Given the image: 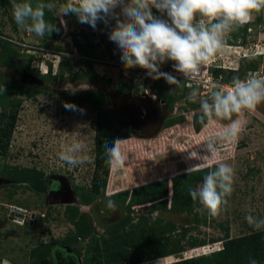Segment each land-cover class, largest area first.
<instances>
[{
  "label": "rangeland",
  "instance_id": "rangeland-1",
  "mask_svg": "<svg viewBox=\"0 0 264 264\" xmlns=\"http://www.w3.org/2000/svg\"><path fill=\"white\" fill-rule=\"evenodd\" d=\"M14 2L21 0H0V88L7 89L0 92V125L14 120L8 147L0 149V264H55L59 250L75 264H264V229L245 219H264V103L244 110L241 132L226 141L221 134L230 121L200 123L201 102L212 101L190 96L197 84H169L125 67L109 39L115 17L93 29L62 14L67 0H43L51 5L45 20L59 31L38 36L16 24ZM127 3L114 10L121 20ZM225 41L209 68L215 76L264 78V8ZM173 64L157 67L175 71ZM116 139L123 141V168L105 156L103 145ZM210 140L218 152L205 162ZM77 143L71 155L81 163L62 161L60 153ZM218 163L233 168V192L227 210L210 217L194 210L202 205L188 189ZM195 165L211 167L187 173ZM47 177L60 178L67 190L35 188ZM11 205L31 217L12 223Z\"/></svg>",
  "mask_w": 264,
  "mask_h": 264
},
{
  "label": "clouds",
  "instance_id": "clouds-1",
  "mask_svg": "<svg viewBox=\"0 0 264 264\" xmlns=\"http://www.w3.org/2000/svg\"><path fill=\"white\" fill-rule=\"evenodd\" d=\"M123 0H67L62 7V14L73 13L78 16L81 24H90L96 28L99 20L107 23V18H116V27L111 31L109 39L119 45L122 50V61L126 68L139 66L149 70V75L159 79L163 76L169 84H179L180 80L168 73L160 72L158 62L173 61L175 71L182 74L185 80H195L200 75V69L226 47L225 36L237 27L251 22L254 13L264 8V0H129L123 6L124 20L115 14L118 5ZM13 16L16 24L29 33L43 36L49 35L59 28L45 20V9L51 5L43 0H21L14 2ZM153 8L167 15L165 20L153 13ZM5 87L0 92H6ZM174 91V90H173ZM199 95V89L194 88L191 95ZM211 103L207 99L201 102L202 116L200 123L207 127L213 119L230 121L225 126L221 138L231 141L242 130L243 124L239 117L244 110L255 111L264 103V78L250 75L241 80L234 77L230 85H217L210 93ZM66 109H74L75 105L65 104ZM237 119H232L233 115ZM207 118V123H205ZM123 141L116 139L111 144L105 143V156L110 166L123 168L126 157L122 154L120 145ZM207 155L202 159H215L218 147L209 141ZM79 143L60 153V159L69 165L81 161L71 155L80 150ZM197 157L198 153H190ZM211 165H195L187 169V173L195 167ZM234 170L226 163H218L214 170L209 171L203 182L197 188H189L188 192L193 202H199L202 207L195 208L203 213L207 210L210 217L218 216L226 211L229 201L227 197L233 192ZM108 207L115 208V202L108 200ZM250 226L257 231L264 229V219H257L250 213L245 217ZM251 264H258L252 260Z\"/></svg>",
  "mask_w": 264,
  "mask_h": 264
},
{
  "label": "built area",
  "instance_id": "built-area-1",
  "mask_svg": "<svg viewBox=\"0 0 264 264\" xmlns=\"http://www.w3.org/2000/svg\"><path fill=\"white\" fill-rule=\"evenodd\" d=\"M215 58H212L209 63L205 66H202L200 69V75L195 80H185L181 73L177 71H166L162 70L160 72L168 73L174 77L181 78L186 81V85H189L190 83H195L199 87V92L204 97H210V93L214 90V86L217 85H230L231 82H223L221 79V75L215 76L209 68L211 66H215L216 64L213 63V60ZM144 77L149 73L148 69L143 70ZM9 215L11 216V222L17 225H22L25 223L28 218L31 217V212L28 211L26 208H23L21 206L11 205L9 209Z\"/></svg>",
  "mask_w": 264,
  "mask_h": 264
},
{
  "label": "flooded vegetation",
  "instance_id": "flooded-vegetation-1",
  "mask_svg": "<svg viewBox=\"0 0 264 264\" xmlns=\"http://www.w3.org/2000/svg\"><path fill=\"white\" fill-rule=\"evenodd\" d=\"M34 186L35 188L37 187V189L39 190L49 191L51 189H55L61 186V179H58V178L55 179L52 177L42 178V179L37 180ZM54 257H55L54 258L55 264H75V262L72 263V261L68 260L70 256H69V253L67 252H63L59 250L56 252V254H54Z\"/></svg>",
  "mask_w": 264,
  "mask_h": 264
},
{
  "label": "trees",
  "instance_id": "trees-1",
  "mask_svg": "<svg viewBox=\"0 0 264 264\" xmlns=\"http://www.w3.org/2000/svg\"><path fill=\"white\" fill-rule=\"evenodd\" d=\"M210 68L213 69L215 67H210ZM212 69L210 71L213 73ZM215 75H218V72H216ZM148 77H150V75H148L147 78ZM151 79H148V81L151 80ZM222 81L226 82V80H224V79H222ZM229 82H232V81H229ZM13 122H14V120H11V121H8V123L6 125H4V126L0 125V149L1 150H5L8 147L7 145H8L9 136H10V133H11V130H12V127H13Z\"/></svg>",
  "mask_w": 264,
  "mask_h": 264
},
{
  "label": "water",
  "instance_id": "water-1",
  "mask_svg": "<svg viewBox=\"0 0 264 264\" xmlns=\"http://www.w3.org/2000/svg\"><path fill=\"white\" fill-rule=\"evenodd\" d=\"M53 178V177H52ZM56 179V178H55ZM60 179V178H58ZM37 188V187H36ZM39 188V187H38ZM67 190V187L65 185V182L61 180V186H59L58 188H55V189H51L49 190L48 192L51 194V193H56L58 195L62 194L63 192H65ZM34 215H32L33 217Z\"/></svg>",
  "mask_w": 264,
  "mask_h": 264
}]
</instances>
